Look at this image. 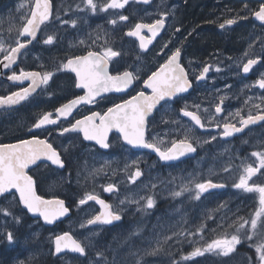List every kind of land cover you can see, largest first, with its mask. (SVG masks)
<instances>
[{
    "label": "flooded vegetation",
    "instance_id": "1",
    "mask_svg": "<svg viewBox=\"0 0 264 264\" xmlns=\"http://www.w3.org/2000/svg\"><path fill=\"white\" fill-rule=\"evenodd\" d=\"M29 1L33 2V0ZM66 1L68 2L65 3ZM131 2V13L129 20L125 21L126 24L123 25V21L117 20V24L112 25L108 22V17L109 15L112 16L113 13L108 11L92 13L85 7L83 0H52L53 16L41 27L37 39L22 50L16 63L10 68H4L0 63V96H7L22 87H27L30 83V81L14 82L8 80V76L13 71L17 74L20 70L53 71L59 63L65 61L66 56L83 55L88 50L100 51L101 46H111L121 53L119 57L113 58L109 64V72L113 75L125 70L134 71L139 69V55L154 58L155 62L151 71H155L176 47H180L181 63L188 70L189 79L192 81L193 86L185 94L169 101L166 112L163 110L154 111L152 116L149 117L146 136L149 140L153 137L163 139L164 144L161 147H165L170 146V140L183 138L184 130L190 129L191 131L188 134L194 140L198 139L200 141L196 144V154L175 163L165 164L150 151L136 150L124 145L119 133H109L110 147L108 149H102L94 143L85 142L80 133L71 132L65 133L63 136L59 135L60 127H67L70 123H74L76 119L90 115L93 111L103 113L108 107L129 99L140 90H145L142 81L146 79L149 72L143 75L140 73L141 79L134 81L131 88L125 93H109L96 99L93 104H82L73 110L72 115L66 120L61 118L59 125L46 126L52 130L51 135L43 129H33L32 132H29V129L39 114L52 112L53 118H55L57 107L78 95L84 94L83 90L74 86V73L68 71L55 72L49 84L38 88L37 92L33 93L28 100L18 105L0 108V143H18L21 139H30L32 134L35 133L41 139H48L60 152L61 159L64 161L63 168L52 165L50 162H40L37 165L30 166V169L27 170L28 174L32 175L36 181L38 195H42L45 199L58 198L65 201L70 216L64 220L47 227L40 219L30 218L23 206L17 207L11 197L8 201L0 199V206H7L10 209H18L24 212L25 218L21 219L22 224L25 222L26 224L29 222L35 223L47 229L46 232L51 233L49 235L50 242L46 249L49 253L47 258H44V245L42 243L43 237L47 234L38 235L37 242L39 243L37 244V255L34 259L36 260L35 264H72L75 261L85 262L93 257L101 258L103 261H111L113 252L133 254L145 250L149 251L145 254V258L148 259L146 262L170 264L171 259L178 258L176 253L173 252L175 249L188 251V241L183 231L171 235L168 228H165L163 233L165 237L161 241H157L154 236L156 226H159L165 219V215L168 216V211L173 208L176 202V199L164 192L166 190L164 188L166 186L165 181V183H159L160 180L156 178L155 181L153 180L156 185H153L152 189L137 193L138 198L143 203L146 202V199L142 198L151 196L155 201L153 208H147L146 205L142 207L140 206L141 203L127 204V202H124L122 204L120 201L124 197L123 193L126 188L121 184L115 185V182L122 177V173L119 174L118 178H115L116 174L110 176L107 173L103 176L102 181L105 184L100 185V189H96L95 185L92 187L75 181V172L83 167L87 170L89 153H92L96 162H98L96 156L106 157L107 159H110L109 156L117 158L118 163H114V167H118V172H125L123 170L125 159L135 161L134 164L142 172V175L138 178V182H141L145 178V172L149 170L151 172H171V174L173 172H201L200 166L195 163L197 159L204 161L206 164L204 170L210 163H213L217 168L216 172H238L241 169V164L253 163L255 165L256 158L251 155L253 151L264 150V122L250 125L241 135L223 137L221 135L223 129L222 127H215V121L209 125L207 119H205L202 121L206 125L205 128L199 129L190 118L184 117L180 112V109L186 105L189 111H197L194 105L199 104V114L206 116L203 111L204 101L201 92H203L205 82L209 81L214 75L213 65L218 64L223 68L221 73L224 74L228 64L234 63L240 58L243 60L240 66V77L245 88L240 90L231 87V99L224 100L222 104L223 112L216 115V119L222 121L225 117H228L229 110H233V113L242 110V115L246 116L249 109H251L252 113L256 114L257 109L253 108L252 105L260 103V97L264 96V89H260L255 82L260 79L261 74H264V59L254 65L253 70L247 74H243L242 64L246 63L249 58L244 56L246 51H250L251 58H255L256 55H264V49H262L264 22L250 15L245 10V5H247V9L256 10L264 0H154L149 6L140 5L136 0H131ZM31 3L28 10H30ZM77 5L80 7L78 8ZM137 8L150 11L155 14V17L146 20L140 19L139 15L135 13ZM162 13H167V16L164 17L165 27L150 49L142 53L139 43L128 37L126 33L135 23H151L153 20L160 18ZM238 13L241 17L247 16V18L238 19L235 24L225 25L224 28L219 26L226 19L235 18ZM57 16L59 19H57ZM63 20H76V27L61 23ZM177 28L180 29L179 32L176 31ZM143 34L149 35L145 31ZM48 35L55 37L52 45L43 43ZM81 40L86 41V43L80 44ZM93 40H95V44H93ZM106 41L107 45H105ZM169 41L170 43H168ZM165 43H168V48L161 51ZM8 44L15 46L14 41L6 42L5 45ZM250 45L252 46L251 49L249 48ZM3 57L4 53L0 52V61H3ZM204 65H210V71L207 73L206 79L197 81L195 76L199 74ZM245 100H248V104L244 103ZM219 102L220 100L217 103ZM261 107L264 109V105ZM213 109L215 115V106ZM162 117L167 123L161 122ZM231 122L237 123V120H231ZM237 126H239L238 123ZM211 136H216L217 139L211 143H206V146L203 147V141L210 140ZM64 149H67V151H64ZM204 151H209L211 158L203 156ZM226 167L228 171H224ZM137 168L132 172H135ZM242 170L243 168L239 172H242ZM211 180L213 183H220L216 179ZM254 180L257 183H264V176L258 174L257 177H254ZM107 181L116 186L114 192L109 193L103 190L104 187L110 184L106 183ZM224 185L225 189L223 191L208 192L204 195L207 197H224L229 195L232 190L233 193L230 197L233 199V206L249 209L258 207L256 193H248ZM87 186L94 189L93 193L98 195L100 199L111 204L114 210L120 213L121 220L111 225H87L86 221L100 211V207L94 201H88L84 205L79 204V200L88 192ZM137 190H140V188ZM179 197L181 198V196ZM197 203L195 204L198 205ZM184 207L185 205L182 204L181 209ZM88 208H92L94 213L88 214L83 219L85 226L80 227L77 225L78 214L81 217L80 211L82 209L88 210ZM2 218L0 217V219ZM64 232H70L75 238L80 239L87 245L85 255L79 256L71 252H66L60 256L54 254L55 236ZM85 236H92V239L86 240ZM166 237H170V239H166ZM154 249H159V251L151 254ZM97 253L103 255L100 256Z\"/></svg>",
    "mask_w": 264,
    "mask_h": 264
},
{
    "label": "snow or ice",
    "instance_id": "2",
    "mask_svg": "<svg viewBox=\"0 0 264 264\" xmlns=\"http://www.w3.org/2000/svg\"><path fill=\"white\" fill-rule=\"evenodd\" d=\"M130 0H106V2L98 3L97 0H83L86 8L92 13L97 11L107 12L109 9H124ZM148 4L150 0H142ZM21 7H24L22 4ZM79 8L80 6L77 5ZM245 10L257 20L264 22V2L259 4L258 9ZM119 21H128L127 15L117 13ZM53 16L52 0H33L28 13L22 17V25L17 28V38L14 45H5L3 40H0V52L4 53L3 64L4 68H10L16 63L17 57L23 49H26L29 44L37 38V32L41 30V25H45ZM167 13H162L161 17L153 20L151 23L137 22L130 28L126 35L135 37L139 40L141 50H148V46L159 36L161 30L165 27V18ZM247 16L241 17L239 13L235 18L226 19L219 26L224 28L225 25H233L238 19H246ZM57 19L59 17L57 16ZM112 25L117 24V19L108 21ZM63 24H71L76 27V20H63ZM144 30L149 35L143 34ZM11 31V29H9ZM180 31L179 28L176 29ZM23 39H20V38ZM55 37L48 35L43 43L52 45ZM80 44H85L86 41L81 40ZM170 43V41L168 42ZM168 43L162 46L163 49L168 48ZM95 44V40H93ZM107 45V41L105 42ZM91 47V46H89ZM251 45L249 48L251 49ZM264 49V42H262ZM121 53L114 50L111 46H101L100 51L88 50L83 55L66 56L65 61L59 63L53 71H24L20 70L19 74L15 71L8 76L10 81H30L27 87H22L18 91L12 92L7 96H0V106L18 105L29 99L33 93L37 92L38 88L48 85L53 78L55 72L68 71L75 74L74 86L77 89L84 91L83 95H78L55 109V118L52 112H44L39 114L29 132L33 129H43L52 134V130L48 129V125H59L61 118L65 120L72 115L73 109L80 104H93L97 97H101L103 93L109 92H124L129 89L134 81L140 80V70L134 71L125 70L116 75L110 74L109 64L113 58L119 57ZM245 57H249L246 63L242 64L243 73L247 74L253 70V66L257 65L264 59V55H256L255 58L250 57V51L244 53ZM239 66V65H238ZM210 65H204L198 75L195 76L197 81L206 79L207 73L210 71ZM220 69L217 68V71ZM145 90H140L132 95L129 99L123 100L121 103H116L103 113L93 111L90 115H86L81 119H76L74 123H70L67 127L59 128V135L65 133H80L85 141H94L100 148L108 149L110 147L109 133L115 130L122 137L123 141L133 147H141L154 151L161 161H174L189 153L196 152V144L200 141L194 140L188 133L190 129L184 130L183 138L172 139L169 141L170 146L161 147L164 144L163 139L153 137L149 140L146 136L149 117L154 111H167L166 106L169 101L189 91L193 83L189 79V72L181 63V48L176 47L165 61L151 71L146 79L142 81ZM260 89H264V74H261L260 79L256 82ZM146 90H150L147 92ZM220 102L215 105V115L205 109L206 116L199 114L200 105H194L197 111H189L187 105L180 109L184 117L190 118L199 128H205L203 120L207 119L209 125L215 121V127L223 129L221 135L223 137H231L234 134L242 133L250 125H256L258 122H264V96L260 97V103L253 104L252 107L257 109L256 114L249 109L248 114L242 115V110H237L235 113H229L222 121L216 119V115L223 112L222 104L224 97H220ZM248 104V100L244 101ZM238 118V119H237ZM231 120H237V123H232ZM162 123L167 121L161 119ZM216 136H211L210 140H205V143H210L216 140ZM67 151V149H64ZM256 158L255 165L247 163L243 165V170L239 175L238 181L232 187L243 190L248 193H256L258 196V207L249 219L239 217L230 227H235V233L229 235L228 232L220 234L217 238L211 240L203 246L194 247L193 250L182 259L187 261L196 257H202L206 253L221 257H230L237 250V245L242 243L241 231H244L243 239L253 240L259 237L257 243L253 246L258 255L259 264H264V183H257L254 177L264 176V150L253 151L251 153ZM38 161H50L52 165L64 167V161L61 159L60 152L53 146L48 139H41L39 135L33 133L30 139H21L18 143L5 144L0 143V199L8 201L9 197L15 201L18 207L23 206L27 213L38 215L43 220L52 224L54 221L68 214L69 208L65 206V201L58 198L45 199L42 195L37 194L36 181L32 175L28 174L30 166L37 165ZM135 163V161L133 162ZM98 170V171H102ZM224 171H228L226 167ZM142 175L139 168L129 176V180L135 183ZM189 186L183 185L181 191L173 192L172 195L179 197L184 192L193 194L195 200H200L201 197L208 193L210 189L223 188L224 184L213 183L211 179L201 181L190 180ZM154 187V186H153ZM105 192L112 193L116 190L114 184H108L103 189ZM18 194V195H17ZM146 207L153 208L155 201L151 196L146 198ZM88 201H95L101 208L100 211L86 221L87 225H111L114 221L121 220V215L114 210L113 206L106 203L103 199L93 192H86L84 197L79 200L80 205L86 204ZM124 203V201H121ZM0 214L5 218L11 216L12 222L19 224L22 216L11 211L7 206H0ZM7 224V220H6ZM5 224V227H6ZM245 225L249 228L245 229ZM85 224H81L84 227ZM204 225H201L197 231H203ZM9 243L15 239L12 231L2 233ZM95 235V233H93ZM88 239L87 237L85 238ZM170 239V237H166ZM55 254L59 255L66 250L80 255L86 254L87 245L80 239L75 238L70 232L56 235L54 239ZM159 249H154L151 254H155ZM102 256V253H97ZM23 264V262H21ZM96 264H101L97 261ZM139 264V261H137ZM175 264V262H174ZM251 264V258H249Z\"/></svg>",
    "mask_w": 264,
    "mask_h": 264
},
{
    "label": "rangeland",
    "instance_id": "3",
    "mask_svg": "<svg viewBox=\"0 0 264 264\" xmlns=\"http://www.w3.org/2000/svg\"><path fill=\"white\" fill-rule=\"evenodd\" d=\"M67 2L68 1L65 3ZM97 2L103 3L106 2V0H97ZM30 3L31 1L29 0H0V40H3L5 44L6 42L15 41L17 38V28L20 27L23 22L22 17L29 12ZM22 4L24 7H21ZM131 7L132 2L130 0L129 4L126 5L124 9H109L108 12L113 14L112 16L109 15L108 20L115 18L119 20L117 13L130 17ZM135 13L139 15L140 19L144 20L155 17V14L142 8H137ZM123 22V25H125L126 22ZM9 29H11V31H9ZM138 57L140 73L142 75L148 72L150 73L155 59L151 56L143 57L139 55ZM242 61V59L238 58L234 63H229L228 67L225 68L226 71L224 74L221 73L223 72V68L218 64L213 65L214 75L209 81L205 82L203 85V92H201L204 101L203 111L208 109L209 112L214 114L213 107L220 100V97H224V100L231 99V87L240 90L245 88L240 77V66ZM217 68L220 70L217 71ZM229 113H233V110H229ZM204 114L207 115L205 112ZM202 146H206L204 141ZM89 155L87 159V170L83 167L75 172V181L82 185L92 187L95 185V187H97L96 189H100V185L105 184V182L102 181L104 178L103 176L107 173H109L110 176L116 174L115 178H118L119 174L122 173V177L115 182V185L121 184L126 188L123 193L124 197L121 200L129 204L141 203L140 206L143 207L146 205V202L143 203L141 199L138 198L139 192L150 188L152 189L153 185H156L153 182L156 178L160 180L159 183L166 182V186L164 187L166 190L164 192L173 199H176V202L173 208L168 211V216L165 215V219L159 226H156L155 239L157 241L164 240L165 235L163 236V233L165 232V228H168L169 234L171 233V235H175L178 231H183L189 246L187 252L183 249H175L173 252L176 253L178 258L171 259L170 264L174 262L175 264H249V258H251V264H259L258 255L253 246L257 243V238L253 240L245 239L246 243L244 248L241 249L239 247L241 244L237 245L236 252L230 257H221L206 253L202 257H196L187 261L182 259V257L190 253L194 247L210 243L211 240L217 238L224 232H228L230 229L235 231V227H230V225H232L234 221H237L239 217L249 219L256 208L249 209L233 206V199L230 197L233 193L232 190L229 195L224 197H207L203 195L200 200L192 198L193 194L190 192H184L181 198L173 196L172 193L181 191L182 186L186 184L191 188L192 185L189 184L190 180L202 182L207 179H216L220 183L226 184L228 187L231 186V188L234 189L232 185L238 181L239 175L241 174L239 171L243 168V164H241V169H239L238 172H216L217 168L215 164L210 163L206 170H204L206 164L204 161L197 159L195 163L200 166L201 172H173L171 174V172H151V170H149L145 172L143 181L138 182L139 180L137 179L135 183H132L129 180V176L134 173L132 171L137 168V166L131 160L125 159L123 169L125 172H118V167H114V163H118L117 158L109 156L110 159H107L106 157L96 156L98 161L96 162L95 160H90L93 157L92 153H89ZM203 156L211 158L209 151H204ZM101 169L103 170L98 171ZM106 183L110 182L107 181ZM138 188H140V190H137ZM93 190L94 189L88 187V192H93ZM179 200H181V202H179ZM196 202H198V205L195 204ZM182 204H184L185 207L181 209ZM10 210L17 215H21L22 219L25 218V214L22 210ZM90 213H94L92 208H88V210L82 209L80 211L81 217L78 214L77 225L81 227V224L85 223L83 219ZM0 217H3L0 219V264H21V262H23V264H35L36 260L34 259L35 255H37V244L39 243L37 242V237L43 233L47 234L43 237L42 241L44 245V258H47V254L49 253H47L46 249L50 242L49 235H51V233L46 232L47 229L35 223L29 222L26 224L25 222L22 224V220L19 224H15L12 222L11 216L5 218L3 215H0ZM201 225H204L203 231H197ZM6 231L13 232L15 239L12 243H9L6 237L2 235V233ZM231 234L234 233L229 232V235ZM85 237L92 239V236ZM148 252V250L133 254L128 252H113L111 261H103L101 258L93 257L95 259L91 258L85 262L75 261L72 264H96L97 261H101V264H137V261H139V264H152L151 262H146L148 259L145 258V254ZM110 258L111 256L109 259Z\"/></svg>",
    "mask_w": 264,
    "mask_h": 264
},
{
    "label": "water",
    "instance_id": "4",
    "mask_svg": "<svg viewBox=\"0 0 264 264\" xmlns=\"http://www.w3.org/2000/svg\"><path fill=\"white\" fill-rule=\"evenodd\" d=\"M153 1L154 0H150V3H148V4H145V3H143L142 2V0H136V2L138 3V4H140V5H144V6H149V5H151L152 3H153ZM43 25H41V27H42ZM40 31V30H39ZM39 31L37 32V36H38V34H39ZM145 32H147L146 30H144ZM162 31H163V29L161 30V33H162ZM161 33L159 34V36L161 35ZM159 36H157V37H159ZM132 39H134V40H136L138 43H139V40L137 39V38H135V37H131ZM37 39V38H36ZM35 39V40H36ZM157 39V38H156ZM155 39V40H156ZM35 40H33V41H35ZM154 40V41H155ZM154 41H153V43H154ZM153 43L151 44V45H149L148 46V50L150 49V47L153 45ZM148 50H141L140 49V51L142 52V53H145V52H147ZM4 63H6V61H3ZM1 65H3V64H1ZM243 74H245V73H243ZM131 88V87H130ZM129 88V89H130ZM129 89H127V90H129ZM126 90V91H127ZM126 91H124L123 93H125ZM147 91H149L150 92V90H147ZM109 93H118V92H115V91H113V92H109ZM109 93H103L102 94V96L101 97H103V96H105V95H107V94H109ZM183 94H185V93H183ZM183 94H181V95H183ZM100 97H97L96 99H99ZM80 105H82V104H80ZM80 105H78L77 107H79ZM4 107H7V106H0V108H4ZM77 107L75 108V109H77ZM75 109H73V110H75ZM198 128H199V126H198ZM199 129H201V128H199ZM204 129V128H203ZM246 130V129H245ZM245 130L242 132V133H244L245 132ZM112 132H115V133H117L115 130H113ZM242 133H237V134H234L233 136H238V135H241ZM83 137V136H82ZM232 137V136H231ZM85 141V140H84ZM85 142H88V143H94V144H96L94 141H85ZM124 142V141H123ZM97 145V144H96ZM124 145H126V146H129V147H131V148H133V149H136V150H147V151H150L151 153H153L154 155H156L157 157H158V155L154 152V151H152L151 149H146V148H141V147H133V146H131V145H128V144H126L125 142H124ZM99 146V145H98ZM100 147V146H99ZM103 149V148H102ZM196 154V152H194V153H189V154H186L185 156H183V157H180L178 160H174V161H167V162H165V161H162L163 163H165V164H171V163H175V162H178V161H181V160H183V159H186V158H188V157H192V156H194ZM159 158V157H158ZM40 162H50V161H38L37 163H40ZM51 163V162H50ZM217 184H221V183H217ZM225 189V187H223V188H215V189H210L209 190V192H215V191H217V192H220V191H223ZM95 202V201H94ZM96 203V202H95ZM100 208H101V206L98 204V203H96ZM26 210V209H25ZM27 211V210H26ZM28 216L30 217V218H32V219H40L41 221H42V223L45 225V226H47V227H51V226H53L54 224H56V223H58V222H60V221H62V220H64L65 218H67V217H69L70 216V212H68V214L66 215V216H64V217H61V218H59L58 220H56V221H54L52 224H48V223H46L44 220H43V218L42 217H39L38 215H33V214H31V213H28ZM117 221H114L112 224H114V223H116ZM97 225H99V224H97ZM66 252H71V251H68V250H66L64 253H66ZM64 253H62V254H64ZM72 254H77V255H79V256H83V255H80V254H78V253H73V252H71ZM54 254H55V251H54ZM62 254H59V255H57V254H55L56 256H60V255H62Z\"/></svg>",
    "mask_w": 264,
    "mask_h": 264
},
{
    "label": "trees",
    "instance_id": "5",
    "mask_svg": "<svg viewBox=\"0 0 264 264\" xmlns=\"http://www.w3.org/2000/svg\"><path fill=\"white\" fill-rule=\"evenodd\" d=\"M248 228V225H245V229H247ZM235 233V231H232V229H230L229 231H228V233ZM240 235H241V237H242V243H241V246H239L241 249L242 248H244V246H245V243H246V241H245V239H243V236H244V231L242 230L241 231V233H240ZM257 239H259V237H256Z\"/></svg>",
    "mask_w": 264,
    "mask_h": 264
},
{
    "label": "bare ground",
    "instance_id": "6",
    "mask_svg": "<svg viewBox=\"0 0 264 264\" xmlns=\"http://www.w3.org/2000/svg\"><path fill=\"white\" fill-rule=\"evenodd\" d=\"M100 21H102V20H100ZM90 160H95L93 157L90 159ZM159 192V191H158ZM162 192V191H161ZM140 193V192H139ZM139 196V195H138ZM145 196V195H144ZM161 196H162V194H161ZM143 197V196H142ZM128 204V203H127ZM169 208H170V205H169ZM158 209H160V208H158ZM161 210V209H160ZM159 211V210H158ZM160 212V211H159Z\"/></svg>",
    "mask_w": 264,
    "mask_h": 264
}]
</instances>
